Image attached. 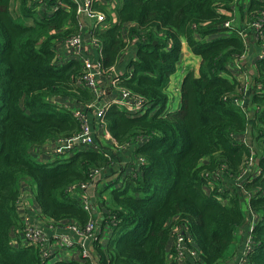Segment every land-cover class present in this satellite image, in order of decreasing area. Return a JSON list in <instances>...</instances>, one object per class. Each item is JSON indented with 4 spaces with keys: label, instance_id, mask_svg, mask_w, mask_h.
<instances>
[{
    "label": "trees",
    "instance_id": "1",
    "mask_svg": "<svg viewBox=\"0 0 264 264\" xmlns=\"http://www.w3.org/2000/svg\"><path fill=\"white\" fill-rule=\"evenodd\" d=\"M15 1L16 7L0 0V264H174V227L191 237L201 264H224L236 230L247 224L245 194L258 216L249 230L253 249L245 264H264V56L253 59L252 82L238 66L247 54L242 29L264 51V0L93 4L108 25L90 32L102 50V76L132 49L118 88L147 106L144 114L110 106L102 117L115 144L130 145L133 161L97 196L107 213L102 233L110 232L100 243L98 236L91 239L94 261L80 255L52 263L40 248L12 244L23 228L15 212L22 182L34 188L37 208L53 224L84 228L92 216L71 190L119 160L111 145L102 148L96 138L93 145H75L66 158L39 163L32 157L33 148L81 131L73 110L58 99L83 106L94 99L79 84L81 60L58 59L61 43L81 33L75 6L50 14L55 0ZM258 20L263 24L257 33ZM183 43L199 58V67L197 74L184 76L179 109L171 111L166 88ZM248 130L256 152L243 143ZM252 154L254 172L246 169ZM71 248L81 253L77 243Z\"/></svg>",
    "mask_w": 264,
    "mask_h": 264
},
{
    "label": "crops",
    "instance_id": "2",
    "mask_svg": "<svg viewBox=\"0 0 264 264\" xmlns=\"http://www.w3.org/2000/svg\"><path fill=\"white\" fill-rule=\"evenodd\" d=\"M14 0H12V6ZM15 7H16V2H15ZM245 38V42L247 43V54L246 57L244 58V63H245V69L250 68L248 75H249V79L250 82H252V77H253V72H254V66L252 65L253 59L254 57L257 55H259L260 57H263L264 55V51H262V47H260L257 44V40L255 39V36L252 38L251 35H249L248 33H246V35L244 36ZM83 38V42H82V46L80 48V52L84 55H90L92 58L95 59L96 57V52H97V48L94 44H92L91 42V37H90V33L88 31H85L82 35ZM188 48L186 46L185 43H183L182 45V51L184 53V57H185V61L180 62L177 67L179 66L182 69V74L176 78V76H174V74L176 73L177 68L175 69V72L170 76L167 88H166V93L169 95V109L171 111L174 110H178L179 106H180V87L175 86V84H173V88H172V81L174 80L175 83L177 81L178 84L181 85V82L184 78V76L186 75V72L189 71H193L195 74H197L198 72V67H199V58L193 56L189 50L187 52ZM71 48H64L63 46L59 47V52H60V59H66V56L69 55L68 52H71ZM134 51L132 49H128L125 54L121 57L120 62H119V66L117 68H114L111 70V72H107V75L102 76L103 74H101L100 78H99V87L101 88V95L99 100H97L94 103V108H92V110H88L87 107L81 105V104H74L69 100H64V99H58V101L63 105L64 108L67 109H72L74 114L75 113H81V114H86V116L88 117L89 123L91 125V127L95 130V128L98 127L97 132H95V138L97 139L99 146H101L102 148L106 147H113L114 150L112 149L113 153H119L122 157H126L121 165H118L116 167L115 164V160H113V166L111 165L109 168L104 169L102 171H100L96 177L93 179V181H91L89 183L88 186V192H84L85 196L79 195V200L82 202L83 207H84V203H86L85 206L89 208L88 210H85L89 213L90 216H92V219L97 223L98 225V230H97V240L96 243H100L103 241V239L105 237H108L110 229H108V232H106V234H103L102 232V226L104 225V220L106 219L105 215L106 210L105 207L103 205H101L98 201H97V196L99 195L100 189L102 188V186H104L105 184H109V185H114L118 182L119 176H120V172H122L124 169L128 168V166L132 165V152L129 149V146H122V147H118L114 140L112 139V137L110 136V134L106 131V129L104 128V126H98V122H97V110L99 107H102L103 105L107 104V102L110 100V98H116L118 100L122 99V96L120 94H116L112 92V89L110 87V81L114 76L117 75H123L124 72L128 69L129 67V63L130 61L133 59L134 57ZM93 54V55H91ZM78 58H80L78 56ZM185 70V71H184ZM171 99V101H170ZM59 103V104H60ZM244 106L245 103H244ZM247 107V106H246ZM119 109L123 110L122 108L119 107ZM146 109V108H145ZM125 111V110H123ZM247 111V116L248 114V110L246 108ZM146 112V111H145ZM250 117V115H249ZM242 140L243 143L248 146L251 150H254V139H253V135L251 134L250 130L246 131L243 135H242ZM54 142H49L45 145H43L42 147H35L32 150V157L39 163H43V162H50L54 159L51 158V156L45 151V148L47 146H51L53 145ZM111 145V146H110ZM80 146V145H78ZM76 147V146H75ZM74 147V148H75ZM116 147V149H115ZM254 155V154H253ZM123 168V169H122ZM258 169V167L255 165V163H253L250 168L249 171L250 172H254ZM248 171V170H247ZM22 189L19 195V199L16 202L15 205V212L18 216V218L21 221V224L27 223L30 226L39 228L41 230H43V232L45 234H47V237L49 239L54 238V236H57L60 233H69L66 232L63 229V226L58 225V224H53L48 218L44 217L39 209L37 208L36 204H35V200H34V188L31 187L26 181H23L22 184ZM80 190V189H79ZM78 191L77 188H75L72 193H76ZM248 195L245 194L244 195V202L242 203V210L245 213L246 216V220L249 224L248 229H245V233L242 234V228H238L235 232V240L237 237L240 238V241L238 243L241 242V240H243V243L245 242V240H247V238L249 237V230L250 227L252 226V224H254V222L258 219L257 215H254L253 213H251V211L249 210L248 207ZM106 225V224H105ZM71 234V233H69ZM72 235V234H71ZM21 236V237H20ZM73 238V240L75 241L74 244H76V242H79V246L81 249V244L83 242V239H78V237L72 235L71 236ZM23 236L20 233L19 230H16L15 233L13 234V241L12 244L17 246L19 244V242H23ZM93 240H87L85 243L87 246L90 247V250L92 252V247H91V242ZM95 243V244H96ZM242 247V242L240 243V246ZM238 248V244L236 246L235 249L233 250H237ZM231 254V253H230ZM230 254L228 255V257L230 256ZM240 254V253H239ZM81 255V253H77L73 248H67L64 249L58 253H55L54 255H52L51 257L55 260H62V261H67L70 259H77L79 258ZM82 256V255H81ZM233 256L231 257L232 260ZM52 259V260H53ZM230 260V261H231ZM54 261V262H55Z\"/></svg>",
    "mask_w": 264,
    "mask_h": 264
},
{
    "label": "built area",
    "instance_id": "3",
    "mask_svg": "<svg viewBox=\"0 0 264 264\" xmlns=\"http://www.w3.org/2000/svg\"><path fill=\"white\" fill-rule=\"evenodd\" d=\"M33 1H37L39 4L42 3V0ZM99 1L100 0H55L56 3L54 7L48 11L51 14L57 9L64 7L65 4L75 6L76 18L81 33L61 43L60 47L63 46L64 48H71L76 50V55L80 57L82 63L81 65L83 66L84 70L83 78L79 82V84H82L90 91V93L93 95L94 102L99 100L101 95V88L99 87V78L103 73L100 61V59H102V50L97 40H95L91 35V42L97 48L95 59L92 58L90 55H88L89 57H84V55L80 52V48L83 42L82 35L85 31H88L90 33L91 30H103L108 28V25L105 22L104 14L93 10V4ZM15 2L16 1L14 0V5ZM262 24V20H258L254 24L256 26L255 29L257 30V33L261 29ZM225 26L228 27L230 26V24L226 23ZM239 35L243 37L241 33ZM258 37L262 38L261 35H259ZM58 59H60V55L58 56ZM122 76L123 75L114 76L110 81V87L112 89V92L116 93L117 95L120 94L122 96V99L118 100L116 98H110L107 104L98 108L97 122L99 126H103L102 117L110 106H117L118 108L120 107L127 113H145L144 110L147 106V102L144 99L131 95L128 91L123 88H118V84L122 79ZM238 106L242 110L243 102L239 101ZM74 116L81 123L80 133L72 139L58 140L55 141L53 145L47 146L45 148V151L50 156L60 159L66 158V154L70 150H72L75 145L88 146L94 144L95 130L91 127L86 114L75 113ZM253 158L254 155L252 154V157L246 162V167H250L253 164ZM99 172L100 171L93 172L90 175L89 182L93 181V179ZM88 186L89 184L87 183L77 187L78 197L79 195L85 196L84 189L88 188ZM73 190L74 189H72L71 192ZM85 205L86 203H84L85 210H88L87 206ZM252 226L250 227V229L252 228ZM22 227L23 228L20 232L22 233V236L24 238V244L27 246L40 248L44 258H49L55 253L72 247L75 241L71 236L74 235L78 237V239H83V242L81 244L82 257L94 261L92 258V252L90 250V247L87 246L85 243L89 239H96L98 225L92 218L84 228H80L76 225H67L63 227L66 232H69L72 235L69 233H60L57 236H54V238L52 239L46 237L43 230L30 226L27 223H24ZM172 240L173 255L170 258L174 261V264H201L199 261L200 254L197 250L193 248V241L191 237L188 234L184 233L180 227L173 228ZM78 241L76 243L79 244ZM252 249V242L248 237L247 240H245L244 250L241 251V253L239 254L240 258L236 259L235 256H233L231 261L226 262L224 264H231V262L235 264H245V259L248 254L252 251Z\"/></svg>",
    "mask_w": 264,
    "mask_h": 264
},
{
    "label": "rangeland",
    "instance_id": "4",
    "mask_svg": "<svg viewBox=\"0 0 264 264\" xmlns=\"http://www.w3.org/2000/svg\"><path fill=\"white\" fill-rule=\"evenodd\" d=\"M239 26V25H238ZM242 31L243 32H240V33H244V32H246V33H248L249 34V32L248 31H246L245 29H242ZM250 35V34H249ZM82 46V45H81ZM72 51L71 52H68V54L69 55H67L66 56V59H76V60H79L80 61V58H78V55H76V50L75 49H71ZM187 52H188V50H187ZM91 55H93V54H91ZM84 57H89L88 55H85L84 54ZM185 59V57H184V53H183V51H181V54H180V61L179 62H182V61H185L184 60ZM63 60V59H62ZM62 60H59V61H62ZM179 62H178V64H179ZM238 66L243 70V71H245V75L246 76H249L248 75V72H249V69L250 68H247L246 70H244L245 69V63L244 64H238ZM185 71V70H184ZM189 72V70L186 72V74ZM182 74V69L178 66L177 67V70H176V73L174 74V76H176V78H178L180 75ZM173 84H175V86H178L179 85V87H180V84H178L177 83V81H176V83H175V81L173 80L172 81V88H173ZM251 85V84H250ZM248 95V94H247ZM170 101H171V99H170ZM85 107H87L88 108V110H92V108H94L95 106H94V103H90V104H87V105H85ZM174 111H176V110H174ZM86 114H87V112H86ZM251 119V118H250ZM99 126V125H98ZM97 130H98V127L97 128H95V131L97 132ZM68 154V153H67ZM112 156H113V158H115L116 160H119L118 161V165H121V163H122V161L126 158V157H122L118 152L117 153H115V154H113L112 153ZM66 157H68V156H66ZM51 158L52 159H55L56 157H52L51 156ZM249 168V166H247L246 167V169H248ZM85 190V192L87 193L88 192V188H85L84 189ZM107 194H108V191H106L104 194H102L103 196H104V198H106L107 197ZM84 208V207H83ZM87 208H89V205H88V207ZM85 209V208H84ZM249 227V224L247 223L244 227H242V234H244L245 233V229L247 230L248 229V227ZM45 234V233H44ZM45 236L47 237V234H45ZM240 241V238L239 237H237L236 238V240H235V242H233V244L229 247V249H228V253L230 254V256L232 257V256H235V258L236 259H239L240 258V255H239V253H241V251H243L244 250V248H245V242L243 243V240H241V242H242V247H239L240 246V243H238ZM237 244H238V248H237V250H233V249H235L236 248V246H237ZM54 255V254H53ZM229 256V257H230ZM231 257L228 259V261H230L231 260ZM51 258L52 257H49V258H47V260H51ZM55 260L53 259V260H51V262L50 263H52V262H54ZM231 264H235V263H233V262H231Z\"/></svg>",
    "mask_w": 264,
    "mask_h": 264
}]
</instances>
